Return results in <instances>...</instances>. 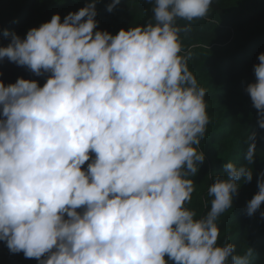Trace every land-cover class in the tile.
<instances>
[{"label": "clouds", "instance_id": "9594fccd", "mask_svg": "<svg viewBox=\"0 0 264 264\" xmlns=\"http://www.w3.org/2000/svg\"><path fill=\"white\" fill-rule=\"evenodd\" d=\"M148 2L152 19L115 35L96 30V0L23 39L4 31L0 60L50 73L42 87L0 81V241L11 253L38 264H252L251 248L218 243L217 224L251 168L225 163L203 216L185 206L210 116L180 34L213 0ZM258 60L246 92L264 129V52ZM245 144L252 164L254 133ZM257 186L248 216L264 203V172Z\"/></svg>", "mask_w": 264, "mask_h": 264}, {"label": "trees", "instance_id": "16d2710c", "mask_svg": "<svg viewBox=\"0 0 264 264\" xmlns=\"http://www.w3.org/2000/svg\"><path fill=\"white\" fill-rule=\"evenodd\" d=\"M92 0H0V47L10 43L5 30L15 32L22 39L30 28L49 22L54 14L61 22L69 12H76ZM112 0H96L99 22L96 30L115 35L121 29L143 25L153 17L152 3L148 0H120L109 13ZM183 26L187 21L180 20ZM184 53L189 55L188 66L199 86L206 89L210 123L199 150L205 154L195 177V191L185 206L197 213V218L210 208L208 187L214 177L223 175V166L232 162L251 168L253 179L239 182L238 194L232 208L217 220L220 229L218 243H233L238 254L248 248L254 252L252 264H264V203L253 215L246 214V205L258 192L257 180L264 172V129L258 125V110L246 92L249 83L255 82L254 65L264 52V0H213L203 19L191 22L190 30L180 34ZM50 73L36 76L26 66H18L7 58L0 60V81L5 86L18 78L36 80L43 86ZM256 137V156L252 164L244 160L249 135ZM87 167V162L83 166ZM206 202L207 206H206ZM77 211H80L79 209ZM167 260V256L165 257ZM0 264H38L35 258L23 253H11L0 241ZM169 264H172L169 261Z\"/></svg>", "mask_w": 264, "mask_h": 264}]
</instances>
